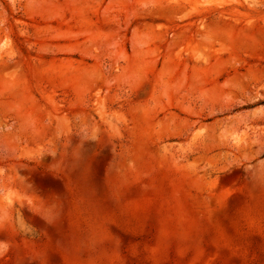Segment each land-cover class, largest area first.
Instances as JSON below:
<instances>
[{
	"label": "rangeland",
	"instance_id": "rangeland-1",
	"mask_svg": "<svg viewBox=\"0 0 264 264\" xmlns=\"http://www.w3.org/2000/svg\"><path fill=\"white\" fill-rule=\"evenodd\" d=\"M0 264H264V0H0Z\"/></svg>",
	"mask_w": 264,
	"mask_h": 264
}]
</instances>
